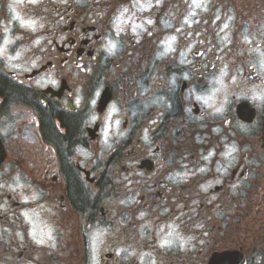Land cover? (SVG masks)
Masks as SVG:
<instances>
[{
    "label": "flooded vegetation",
    "instance_id": "af4514ba",
    "mask_svg": "<svg viewBox=\"0 0 264 264\" xmlns=\"http://www.w3.org/2000/svg\"><path fill=\"white\" fill-rule=\"evenodd\" d=\"M264 0H0V264H264Z\"/></svg>",
    "mask_w": 264,
    "mask_h": 264
},
{
    "label": "water",
    "instance_id": "95a60500",
    "mask_svg": "<svg viewBox=\"0 0 264 264\" xmlns=\"http://www.w3.org/2000/svg\"><path fill=\"white\" fill-rule=\"evenodd\" d=\"M263 131H264V125H263Z\"/></svg>",
    "mask_w": 264,
    "mask_h": 264
}]
</instances>
